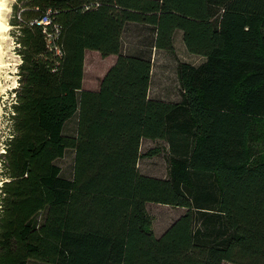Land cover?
Masks as SVG:
<instances>
[{"label":"trees","instance_id":"1","mask_svg":"<svg viewBox=\"0 0 264 264\" xmlns=\"http://www.w3.org/2000/svg\"><path fill=\"white\" fill-rule=\"evenodd\" d=\"M12 9L22 64L1 156L0 264H264V0ZM132 23L159 51H173L180 30L206 59L179 65L180 102L149 96L151 56L123 52ZM87 51L117 57L96 91L84 88ZM143 140L168 144L166 179L141 172L156 154L141 153ZM68 151L71 179L57 164ZM149 203L186 211L157 237Z\"/></svg>","mask_w":264,"mask_h":264},{"label":"rangeland","instance_id":"2","mask_svg":"<svg viewBox=\"0 0 264 264\" xmlns=\"http://www.w3.org/2000/svg\"><path fill=\"white\" fill-rule=\"evenodd\" d=\"M5 10L0 15L2 29L0 33V187L3 177L2 154L5 153L6 141L12 136V106L15 104L14 92L19 86V53L16 51V41L12 34L13 29L10 21L13 18V5L15 0H1ZM3 13V14H2ZM152 30L147 26H137L129 24L123 38V52L127 55L146 53L151 56L153 63L152 81L150 94L151 98L165 100L168 102H180L183 99V92L179 79V65L188 63L193 66H200L206 60L201 56L189 53L183 41V33L177 30L174 35V49L171 52L154 50L150 46ZM141 37V38H139ZM142 40V41H141ZM138 43L145 44L146 49H133L132 46ZM98 53L95 51H90ZM87 57L85 68V89H93L100 85L101 79L107 72L105 65L111 63L112 58L104 59L98 54ZM101 62L100 68L95 69L96 60ZM77 116L70 121L65 134L75 135ZM155 152L151 157H143L139 161V168L143 174L166 179L170 170L171 153L169 146L164 141L143 140L141 153L143 155ZM57 164L61 167L63 177L71 179L73 177L74 152L68 151L65 158L59 160ZM1 209V191H0ZM147 210L152 218V228L154 234L160 237L186 210L167 205L149 203ZM29 264H43L37 261H30ZM227 264V263H226Z\"/></svg>","mask_w":264,"mask_h":264},{"label":"crops","instance_id":"3","mask_svg":"<svg viewBox=\"0 0 264 264\" xmlns=\"http://www.w3.org/2000/svg\"><path fill=\"white\" fill-rule=\"evenodd\" d=\"M129 25V24H128ZM128 25H127V27H128ZM132 25H137V26H142V25H138V24H133L132 23ZM126 27V28H127ZM125 34V33H124ZM123 38H124V36H123ZM139 38H141V37H139ZM150 40H151V38H150ZM142 41V40H141ZM137 44L138 45H133L132 46V48L133 49H146L145 48V44L143 43V45L141 44V43H138L137 42ZM150 46H151V44H150ZM155 50V49H154ZM93 55H98V53H93V52H90V51H87L86 52V62H85V68H86V64H87V57H93V58H96V56H93ZM109 58H112V61H111V63L109 64V66L108 65H105V67L107 68V71L109 70V68L111 67V66H113L114 64H115V62H116V60H117V57H115V56H111V57H109ZM201 58H203L204 60H206L204 57H201ZM106 59H104V61H105ZM100 65H101V62L97 59L96 60V64H95V69H97V68H100ZM152 72H153V70H152ZM86 73V72H85ZM106 74V73H105ZM85 78L86 77H84V85H85V82H86V80H85ZM85 88V87H84ZM99 89V84H98V87H96V88H93V89H91V88H87V90H92V91H96V90H98ZM150 89H151V87H150ZM151 92V91H150ZM150 92H149V96L151 97V94H150ZM179 218V217H178ZM174 222V221H173Z\"/></svg>","mask_w":264,"mask_h":264},{"label":"built area","instance_id":"4","mask_svg":"<svg viewBox=\"0 0 264 264\" xmlns=\"http://www.w3.org/2000/svg\"><path fill=\"white\" fill-rule=\"evenodd\" d=\"M39 24L40 25H43V26H49L50 24H51V19H50V17L49 16H46L42 21H40L39 22ZM45 32H46V30H45ZM50 37V36H49ZM52 40V39H51ZM50 40V41H51ZM18 47V45L16 46V48ZM55 51L58 53V54H60V50L58 49V48H55ZM18 58L20 59V64H19V66L18 67H20L21 66V64H22V58H21V56H18ZM19 69V68H18ZM14 96H15V94H14Z\"/></svg>","mask_w":264,"mask_h":264},{"label":"bare ground","instance_id":"5","mask_svg":"<svg viewBox=\"0 0 264 264\" xmlns=\"http://www.w3.org/2000/svg\"><path fill=\"white\" fill-rule=\"evenodd\" d=\"M1 1V0H0ZM5 10V6H4V3L1 2L0 3V15H1V11L3 12ZM3 14V13H2ZM1 29H2V23H1V20H0V33H1Z\"/></svg>","mask_w":264,"mask_h":264}]
</instances>
